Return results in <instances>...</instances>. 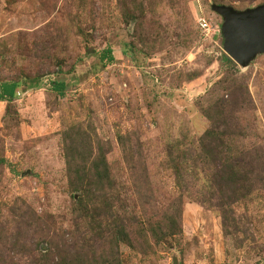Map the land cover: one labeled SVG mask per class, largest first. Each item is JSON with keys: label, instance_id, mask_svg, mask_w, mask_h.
I'll list each match as a JSON object with an SVG mask.
<instances>
[{"label": "rangeland", "instance_id": "1", "mask_svg": "<svg viewBox=\"0 0 264 264\" xmlns=\"http://www.w3.org/2000/svg\"><path fill=\"white\" fill-rule=\"evenodd\" d=\"M220 1L264 3L0 0V84L20 81L12 103L0 100V264H66L76 252L85 261L74 264H264L262 185L226 206L215 164L197 159L212 129L235 134L232 155L264 157V54L245 68L227 54ZM108 48L113 62L100 59ZM69 152L92 190L100 183L88 170L102 157L117 217L158 222L155 234L133 223L118 247L106 226L85 241L96 233L80 218ZM183 152L186 190L172 168ZM57 240L66 251L51 248Z\"/></svg>", "mask_w": 264, "mask_h": 264}, {"label": "trees", "instance_id": "2", "mask_svg": "<svg viewBox=\"0 0 264 264\" xmlns=\"http://www.w3.org/2000/svg\"><path fill=\"white\" fill-rule=\"evenodd\" d=\"M216 4L222 5L224 4V1L217 2ZM100 59L103 62H113L115 60V57L113 55L112 49H105L100 54ZM51 85L53 91L57 92L60 95L64 94L66 90V84L64 82L54 81ZM19 88L20 81L18 80L2 82L0 84V100L8 101L9 104L12 103L18 94ZM229 133L230 134L227 136L225 131L218 132L213 129L208 130L204 137L201 139L200 154L198 155L199 158H197L198 160L201 158L203 162L207 160L208 162L212 161V163L215 164V170L217 174L215 179L218 178L219 182L224 183L226 185L228 193H230V199H227L226 195L222 197L223 203L226 206L235 204L243 199V197L248 194V192H245V190H247L248 187L252 186L253 181L260 182V184L262 185L261 188L264 189V161H262L264 160V157L260 158L256 153L258 157H253L252 159L249 156H246L244 152L240 153L238 156L232 155L234 149H232L231 145H234V139L236 138V136L232 132ZM240 155L243 156L241 157ZM68 156L70 159V163L76 161L74 164H71L69 166L70 170H72L70 171V175L72 174L70 178L71 185L77 190L82 189L85 194L84 198L82 197L80 202V206L82 208L80 218H89V224L91 227L90 231L92 232L94 230L93 233H96L94 234V236L92 235L88 240L85 238V241H91L94 243L98 242L99 239L103 238V232H105V230H103V226H106L109 229L105 233H111V236H113L112 243L115 241L116 247H118L120 240L130 239L128 230L133 223L135 224V226L149 225L150 227H152L151 230L155 234V230L160 227L159 225H157L158 222L154 223L147 220L140 221L134 219L133 223H129L127 222V219L122 220L121 218L117 217L118 214L115 209L117 205L120 206L119 203L121 202V200L118 199L119 197L116 198L115 196L111 195L112 192L109 194H105L106 192H103L105 188L107 190V188L109 187H112V190L115 185L113 180H110L109 166L105 160L101 159L102 157H100L97 160L98 162H96L93 167H90L88 170L89 172H92L94 170L93 174L97 175L99 178L100 184L95 181L96 185H100L99 189L92 190L91 182L88 181L86 183L87 187H85V185L82 183L83 181L81 179L82 175L80 173V167L77 166V161L79 160V158L76 157V154L74 155L71 152L68 153ZM178 157L181 160L175 162L172 165V168L174 169L178 186L182 190H186V186L188 185L185 183V180L189 170V159L185 152L180 153ZM258 161H262V164L259 165ZM224 199L228 203H226ZM201 202H203V200H201ZM221 208L223 210L224 207L221 205ZM225 213L222 212L224 223L226 219ZM106 217H109L110 221L105 225L103 221ZM117 229H120V233H117ZM144 232L146 233V231ZM168 232V234L172 233V231ZM119 235H121L123 239L120 238ZM87 245L88 249L92 250L91 244ZM64 247H68V249H74L76 247V244L70 246L68 242L64 244ZM51 248H55V250L58 251H66L60 244V240H57L56 243L52 244ZM117 255L118 252L115 254V257ZM74 256V258L76 259L72 261H66V264H74L79 259L81 262L85 261L83 260L84 258L79 255V252L74 253ZM53 264H63V262L61 260H54Z\"/></svg>", "mask_w": 264, "mask_h": 264}, {"label": "water", "instance_id": "3", "mask_svg": "<svg viewBox=\"0 0 264 264\" xmlns=\"http://www.w3.org/2000/svg\"><path fill=\"white\" fill-rule=\"evenodd\" d=\"M212 8L224 18V49L233 60L245 68L264 54V3L246 10L225 4Z\"/></svg>", "mask_w": 264, "mask_h": 264}, {"label": "built area", "instance_id": "4", "mask_svg": "<svg viewBox=\"0 0 264 264\" xmlns=\"http://www.w3.org/2000/svg\"><path fill=\"white\" fill-rule=\"evenodd\" d=\"M199 28L207 37L210 36V33L213 29L211 23L207 20V18L200 19Z\"/></svg>", "mask_w": 264, "mask_h": 264}]
</instances>
